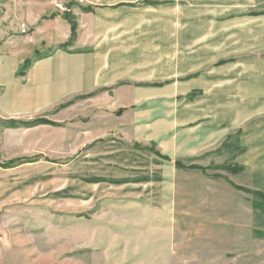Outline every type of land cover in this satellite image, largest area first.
<instances>
[{
    "label": "rangeland",
    "instance_id": "rangeland-1",
    "mask_svg": "<svg viewBox=\"0 0 264 264\" xmlns=\"http://www.w3.org/2000/svg\"><path fill=\"white\" fill-rule=\"evenodd\" d=\"M133 1L86 35L108 85L14 121L56 125L57 151L22 130L12 153L0 122V264H264V0H234L247 22L233 0ZM20 4L0 0V23ZM89 116L106 132L85 145ZM12 157L35 162L3 171Z\"/></svg>",
    "mask_w": 264,
    "mask_h": 264
},
{
    "label": "crops",
    "instance_id": "crops-1",
    "mask_svg": "<svg viewBox=\"0 0 264 264\" xmlns=\"http://www.w3.org/2000/svg\"><path fill=\"white\" fill-rule=\"evenodd\" d=\"M77 2L78 0H21V4L15 8L17 11L15 15L8 16L7 27L0 23L1 124L39 116L57 108L72 96L89 94L108 85L102 82L100 77L108 70L106 55L99 49L92 48V44L86 40V35L90 33L93 36L97 34L96 27L104 26L106 22L101 17L114 15L112 12L116 10L132 13L139 5L133 0ZM163 2H166L164 5L170 4L168 1ZM233 2L234 4H228V8L232 9L227 21L239 19L245 22L250 21V17L246 16V10L249 7L245 10L242 8L241 1L233 0ZM118 5L121 6L118 7ZM58 7H63L66 11L60 12ZM63 14L71 15L77 25L76 38L71 43H68L71 34L70 24L64 19ZM263 18L264 15L259 13L252 20L261 23ZM21 25L27 27L28 34L20 33ZM261 32L264 33V27ZM262 37L264 38V34ZM117 94L122 95V93ZM130 94V101L126 105L132 106L136 104L134 96L136 94L133 92ZM142 100H147V98ZM123 104L120 103V105ZM99 116L97 117L100 118ZM89 118L88 129L84 130L90 134V137L85 145H90L92 140L99 141L98 136L101 135L102 138L106 132V127L99 125L96 128L94 124H91L96 119L92 120L91 116ZM98 121L103 120L98 119ZM198 126L196 122L193 127L198 128ZM2 128L16 137L11 143L12 146L15 143L12 147L14 154H20L19 150L24 144L23 136L25 135L22 130H25L28 136L29 134L34 136V138L27 137L26 139L30 147L38 143L41 150L43 147L47 150L48 144H50V149H53V146L56 151L58 149V127L39 125L20 129V127L9 128L6 125ZM46 138H49V143ZM99 148L102 152L101 144L96 146L95 150ZM87 149L88 147L84 152L83 164L85 167L92 168L91 161L88 162L87 158L95 150L87 153ZM15 158L18 157H12L11 160ZM13 168L15 167L3 168V171H10Z\"/></svg>",
    "mask_w": 264,
    "mask_h": 264
},
{
    "label": "trees",
    "instance_id": "trees-1",
    "mask_svg": "<svg viewBox=\"0 0 264 264\" xmlns=\"http://www.w3.org/2000/svg\"><path fill=\"white\" fill-rule=\"evenodd\" d=\"M165 3L166 2H161L160 4H165ZM155 4H157V2H152V1H147V0L143 1V5H146V6H153ZM119 6H121V5H118V7ZM262 15H264V13H262ZM63 16H64V19L70 24L71 34H70V39H69L68 43H71L76 38L77 25H76V22H75L74 18L71 15L63 14ZM119 114H121V112ZM9 124H10V125H8L9 128H16L17 127L16 122H14V121H11ZM20 125L25 127V128L36 127V126H39V125L56 126L53 123H51L49 121H46V120H43V119L35 120L32 123H28V124L24 123V124H20ZM150 152H152L154 155L160 156L159 153H157L155 151L154 152L150 151ZM32 162H34L32 159H16V160H11V161L7 162L6 164H2L3 165L2 168L7 169V168H10L11 166H13L15 164H20L21 165V164L32 163ZM175 165L178 168H186L188 170H198V171L203 172V169H201L199 167H195V166L184 167L183 165H181L180 162H176ZM241 190L243 192L250 193V192L246 191L245 189H241ZM253 195L256 196L258 198V200L264 202L263 194L258 193V192L257 193L253 192ZM257 206H261L262 209L264 210V203L263 204H261V203L259 204L258 203Z\"/></svg>",
    "mask_w": 264,
    "mask_h": 264
},
{
    "label": "built area",
    "instance_id": "built-area-1",
    "mask_svg": "<svg viewBox=\"0 0 264 264\" xmlns=\"http://www.w3.org/2000/svg\"><path fill=\"white\" fill-rule=\"evenodd\" d=\"M79 1L82 2V0H79ZM59 10H61L62 12H65L66 11V9L63 8V7H59ZM20 33L22 35L28 34V29H27V27L25 25H21L20 26Z\"/></svg>",
    "mask_w": 264,
    "mask_h": 264
}]
</instances>
